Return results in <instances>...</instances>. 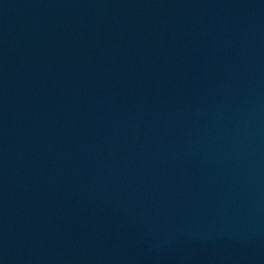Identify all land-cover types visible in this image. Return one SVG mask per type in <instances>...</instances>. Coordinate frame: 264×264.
Instances as JSON below:
<instances>
[{
  "label": "water",
  "instance_id": "95a60500",
  "mask_svg": "<svg viewBox=\"0 0 264 264\" xmlns=\"http://www.w3.org/2000/svg\"><path fill=\"white\" fill-rule=\"evenodd\" d=\"M0 264H264V0H0Z\"/></svg>",
  "mask_w": 264,
  "mask_h": 264
}]
</instances>
